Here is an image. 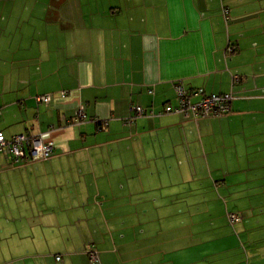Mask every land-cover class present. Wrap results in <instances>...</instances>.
<instances>
[{"label":"crops","instance_id":"crops-1","mask_svg":"<svg viewBox=\"0 0 264 264\" xmlns=\"http://www.w3.org/2000/svg\"><path fill=\"white\" fill-rule=\"evenodd\" d=\"M0 130L54 147L2 162L0 264H264V0H0Z\"/></svg>","mask_w":264,"mask_h":264},{"label":"built area","instance_id":"built-area-1","mask_svg":"<svg viewBox=\"0 0 264 264\" xmlns=\"http://www.w3.org/2000/svg\"><path fill=\"white\" fill-rule=\"evenodd\" d=\"M227 11H225L226 13ZM230 52L233 49L230 48ZM235 77V82H238ZM178 105L176 107L166 106L164 114H182L186 118L204 119L220 118L230 111V102L233 99L231 94H209L204 89L190 90L178 82L175 85ZM38 102L48 103L49 96L37 98ZM133 116L128 122H133L136 118L147 115V111L140 106H132ZM86 119L83 107L78 109L76 116L72 119V124H79ZM54 153L53 144L48 141V134L37 136L18 135L13 138H7L5 133L0 130V169L2 162H8L9 165L22 166L28 162H37L47 160ZM25 166V165H24ZM228 220L233 225L241 221V217L228 213ZM96 260L95 256H92Z\"/></svg>","mask_w":264,"mask_h":264},{"label":"rangeland","instance_id":"rangeland-1","mask_svg":"<svg viewBox=\"0 0 264 264\" xmlns=\"http://www.w3.org/2000/svg\"><path fill=\"white\" fill-rule=\"evenodd\" d=\"M11 167H10V169H8L7 171H16V169H19L20 168V166H17V165H10ZM2 169H5L4 167H2ZM1 170V169H0ZM2 171V170H1ZM0 171V172H1ZM4 172H6V171H4ZM3 172V173H4ZM18 173V172H17ZM10 186V183L9 182H6L5 184H4V186H0V191L1 190H5V191H7V190H10L11 188L9 187ZM22 201L24 200V198H20ZM25 200H27L28 202H30L31 200H32V198H30V197H25ZM53 232V230H51V233ZM84 233H86V232H84ZM87 234V233H86ZM87 240H88V237L86 238ZM89 244V242H86V246ZM89 248V247H88Z\"/></svg>","mask_w":264,"mask_h":264},{"label":"trees","instance_id":"trees-1","mask_svg":"<svg viewBox=\"0 0 264 264\" xmlns=\"http://www.w3.org/2000/svg\"><path fill=\"white\" fill-rule=\"evenodd\" d=\"M227 13V12H226ZM190 90H195V89H190ZM209 94H212V93H209ZM215 94V93H214ZM232 101V100H231ZM230 110H231V102H230ZM229 113H230V111H229ZM229 113H227L226 115H228ZM134 114V113H133ZM225 115V116H226ZM145 116V115H144ZM224 117V116H223ZM193 119V118H192ZM24 166V165H23Z\"/></svg>","mask_w":264,"mask_h":264}]
</instances>
